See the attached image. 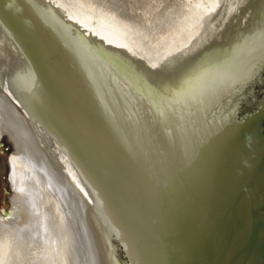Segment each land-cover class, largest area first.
<instances>
[{"label": "bare ground", "instance_id": "1", "mask_svg": "<svg viewBox=\"0 0 264 264\" xmlns=\"http://www.w3.org/2000/svg\"><path fill=\"white\" fill-rule=\"evenodd\" d=\"M19 1L28 12V24L38 23L37 29L50 38V47H56L61 74L69 75L70 63L65 57H73L75 48L78 55L86 57L87 66L79 65L82 75L77 71L60 82L56 94L58 84L47 87L44 81L49 63L45 54L37 52L36 36L27 38L30 52L27 45L19 47L11 41L6 14L0 12V127L16 146L9 160V181L16 195L10 212H0V264H106L99 233L89 217L94 211L108 236L117 227L103 184L99 183V154L95 147L92 149L89 136L85 138L75 131L66 134L65 122L72 125L74 119L78 125L86 124L91 130L89 135L94 133L96 137L109 125L116 127L118 134L125 124L140 126L157 144L165 140L167 145L183 147L181 136L194 138L218 120H228L227 102L248 84V80L241 84L237 76L243 72L250 74L251 80L263 66L264 44L256 43L255 38L259 36L264 43V26L251 29L220 52L205 48L194 51L195 31L203 20L206 0H162L151 5L166 4L171 10L154 26L150 24V29L101 14L103 23L118 30L123 39L110 35L105 48L97 51L56 12L59 4L65 5L70 11L66 16L84 26L87 16L79 8H71L64 0H52L56 9L46 4L49 0ZM196 3L195 10L187 14ZM89 26L93 27L91 23ZM169 44L173 45L172 56L166 61L161 54ZM122 48L128 52L125 54ZM142 52L149 56L153 64L150 68L139 58ZM133 53L137 56L132 57ZM201 62L205 63L192 71L190 79L178 81L188 67ZM7 76L12 77L9 85ZM147 78L162 89L153 88ZM170 89L173 93L168 94ZM19 90L21 98L16 94ZM29 99L38 100L34 109L27 104L32 101ZM120 139L121 135L113 137L112 146L120 144ZM114 203L118 209L115 200ZM133 249L130 252L134 264H141ZM112 264L123 263L114 256Z\"/></svg>", "mask_w": 264, "mask_h": 264}, {"label": "water", "instance_id": "2", "mask_svg": "<svg viewBox=\"0 0 264 264\" xmlns=\"http://www.w3.org/2000/svg\"><path fill=\"white\" fill-rule=\"evenodd\" d=\"M23 6L19 0H0L11 41L19 47L27 45L28 51L27 38L36 36L37 52L45 54L49 63L44 81L47 87L58 84L57 94L60 82L77 71L82 75L79 65L86 68L87 59L75 48L73 57H65L70 73L62 75L56 47H50L45 33L42 37L38 23L28 24ZM27 104L34 109L38 100ZM263 117L254 113L239 119L235 107L228 120H218L194 138L181 136L183 147L157 144L140 126L125 124L118 134L109 125L98 134L104 139H99L89 135L86 124L78 125L74 119L72 125L65 122L66 134L89 136L99 154V183L116 217L111 235L125 252L127 264L136 263L132 248L141 264H264ZM120 135V144L112 146L113 137Z\"/></svg>", "mask_w": 264, "mask_h": 264}, {"label": "rangeland", "instance_id": "3", "mask_svg": "<svg viewBox=\"0 0 264 264\" xmlns=\"http://www.w3.org/2000/svg\"><path fill=\"white\" fill-rule=\"evenodd\" d=\"M64 1L68 5H70L71 8L74 7L79 8L80 11L84 13V16H87V18L85 19V23H86L85 25L88 26L85 25L81 26L78 23L71 20L69 17H67L66 12L69 11V7H66L65 5L60 6L59 4L58 7L60 8V10H57L55 5L52 4L53 2L52 0L47 1L46 4L52 5L53 8L56 9V12L65 20V22H67V24H69L76 33H79V35H81L86 40V42L90 44V46L95 48L97 51L105 48L106 43H108L107 39L110 35H113L116 39H119L121 41L123 39L121 34L118 33L119 32L118 30L109 28L103 23V20L101 19V14L112 17L114 15L116 17H120L124 20L132 22L144 28L150 29L151 25L154 26L155 24L160 22L163 18H166V16L169 14L171 10V8L168 7L166 4H157L156 6L151 5V3L154 2L157 3V1H159L158 3H161L160 1L162 0H135V1L134 0H129V1L128 0H64ZM114 3H116V5ZM196 5L197 3L191 6L187 10V14L193 12V10H195ZM116 6L119 8H117ZM121 6L123 9L121 8ZM202 19L203 20H201L197 30L195 31L194 40L196 44L194 46L195 49L194 51L199 50L200 48H205L206 51L219 49L220 52L221 49L223 50L224 48L229 47L231 43L240 40L241 36H245L249 34L251 29H254L257 26H264V0H206L205 8H203V12H202ZM89 23H91L93 27L89 26ZM255 40L256 43H261L262 45L264 44L262 42L263 39L259 38V36H256ZM172 48L173 45L171 44L167 45L161 54L162 58L166 59V61H169L172 56ZM180 50L181 52H183L184 51L183 47L180 48ZM122 51L125 52V54L128 52V50L124 48H122ZM132 55H133L132 57L137 56V54L135 53H133ZM138 56L139 58H141V61L145 65H148L149 68L153 65L150 62L151 60L146 53L142 52ZM214 56H217V52ZM204 63L205 62H201L197 64L195 67H192L191 69H189L188 67L183 73L180 74L178 81H183L186 78L190 79V77H192V71H195L197 68L201 67ZM137 69L142 76L144 77L146 76L145 72L140 67H137ZM10 78L12 77L7 76L5 78L6 84L8 85ZM147 79L149 80V83H151L154 86L153 88L162 89L150 78ZM176 86L178 85H175V87ZM168 87H170V84H168ZM167 93L171 94L173 93V90L172 89L167 90ZM234 107L238 108L239 119L247 118L254 113H262L264 116V66L263 68L260 69L255 80L244 92L233 96L232 99L227 102L228 110H231V108ZM27 123L31 131H33L34 129L29 119H27ZM148 125L151 127L153 126V124L152 123L149 124V122ZM0 131L2 132L0 134V212L5 211L9 213L12 206V199L16 195V192H14L15 190L12 191L13 187L11 188L12 185L9 181V175L11 169L9 165L10 162L9 160L10 157L14 153H16V146L13 140L11 139V137H9V135L1 127H0ZM39 140L42 143V145H44L41 139ZM164 142L167 143V141L165 140ZM176 143L179 142L178 141L174 142V144ZM262 143L264 145V141H262ZM50 154L53 156V158H55L54 153L50 151ZM57 166L60 169H62L59 164H57ZM89 217L92 224L95 227L96 232L99 233L100 236L99 241L103 247L106 264H112V260L114 259V256L115 257L117 256L123 264H127V258L124 255V252L122 251L119 242L116 239H114L112 235L108 236L105 234L104 224L97 217L94 211L89 213ZM109 238H110V243L108 241ZM112 248L114 251H111Z\"/></svg>", "mask_w": 264, "mask_h": 264}, {"label": "flooded vegetation", "instance_id": "4", "mask_svg": "<svg viewBox=\"0 0 264 264\" xmlns=\"http://www.w3.org/2000/svg\"><path fill=\"white\" fill-rule=\"evenodd\" d=\"M263 66H264V63H263ZM263 66H261L260 67V69L261 68H263ZM260 69H258V73H259V71H260ZM255 71V70H254ZM257 71V70H256ZM258 73L256 74V76L258 75ZM240 76H242L241 78H240ZM238 75L237 76V79H240V83H241V81H242V83H245L247 80H248V84L246 85V86H244L243 88H241V90H240V92H238L237 94H240V93H242V92H244L250 85H251V83L255 80V78H256V76L253 78V79H249L250 78V74H246V73H243L242 72V74L241 75ZM245 77V78H244ZM241 83V84H242ZM237 94H235V93H233L232 95H231V98L233 97V96H235V95H237ZM235 108V107H234ZM234 108H231V110H233ZM231 110H229V111H231ZM248 116H249V114H248ZM262 128H263V131H264V117H263V123H262ZM264 133V132H263ZM122 249V248H121ZM122 251H123V249H122ZM124 252V251H123ZM124 255H125V252H124Z\"/></svg>", "mask_w": 264, "mask_h": 264}]
</instances>
